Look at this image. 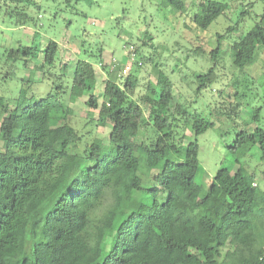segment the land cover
<instances>
[{
	"label": "trees",
	"instance_id": "16d2710c",
	"mask_svg": "<svg viewBox=\"0 0 264 264\" xmlns=\"http://www.w3.org/2000/svg\"><path fill=\"white\" fill-rule=\"evenodd\" d=\"M167 4L174 12L186 9L182 0ZM32 5L33 0H0V15L11 18L16 28L26 27L35 23ZM228 7L207 0L192 20L206 30ZM260 47L264 15L256 31L232 46L233 67L243 72ZM2 48L0 66L6 70L0 84L20 86L16 95L0 93V264H223L224 250L231 264H264V192L255 177L228 168L217 172L207 191L197 182L204 173L197 138L214 123L186 106H173L174 83L161 69L156 82H148L145 93L136 96L139 70L151 57L134 48L137 70L119 81H105L100 102L91 85L95 65L80 59L67 86L70 65L56 70V41L44 49L37 39L32 45ZM41 55L43 62L20 78L21 67L29 69ZM210 57L213 66L196 77V94L218 83L220 48ZM38 73L52 85V93L39 100L29 93L39 84L34 79ZM66 95L87 98L90 112H98V125L111 128L107 145L75 129ZM144 105L148 129L138 143ZM240 108L237 103L210 115L238 120ZM261 114V107L250 113L230 147L236 164L247 147L264 160ZM191 122L193 139L186 143ZM252 124L256 128L248 132ZM152 172L153 184L146 187Z\"/></svg>",
	"mask_w": 264,
	"mask_h": 264
},
{
	"label": "rangeland",
	"instance_id": "374dc122",
	"mask_svg": "<svg viewBox=\"0 0 264 264\" xmlns=\"http://www.w3.org/2000/svg\"><path fill=\"white\" fill-rule=\"evenodd\" d=\"M182 1L186 5L183 13L174 12L167 0H80L70 4L66 0H33L29 13L35 23L16 28L11 18L0 15V53L3 52L2 47L14 49L19 45H32L35 39L44 49L54 40L59 46L56 70L59 72L64 63L70 65L65 81L67 86L78 61H89L97 69L96 80L91 85L102 102L105 99V81H119L137 70L134 65L139 55L134 48H138L145 58L151 57L152 61L145 59L139 70L141 85L136 96L145 93L148 82H156V71L161 69L174 83L173 106H186L191 114L199 113L214 123L213 128L197 138L199 162L204 171L197 182L207 191L217 172L228 168L248 179L255 177V183L264 192V160L261 154L247 147L239 164H236V158L230 151L237 134L244 129V121L249 120L250 113L256 108H262L261 126L264 128V49L258 48L255 62L243 72L233 67L231 55L235 43L246 40L258 29L264 15V0H214L227 3L229 7L206 30L199 28L192 19L198 13L199 5L207 0ZM38 34L40 38L36 36ZM218 48L223 57L217 69L218 83L196 94V77L213 66L210 53ZM126 58L128 61L124 63ZM43 60L41 55L29 65V69L21 67L19 77L29 76L35 63L40 64ZM0 67V76L3 77L6 69ZM126 67L130 69L124 74ZM34 79L39 84L29 93L35 99L52 93L51 83L42 80L41 73ZM19 86L16 82L7 85L2 81L0 93L12 95L14 91L17 94ZM86 100V97L74 100L70 95L64 96L66 106L73 109L69 117L71 124L79 133L87 134L88 139H99L107 145L111 128L98 125V112H90ZM237 103L241 106L238 120L227 121L210 115L214 109L229 108ZM144 111L145 120L138 143L145 139L148 129L147 105H144ZM59 124L55 121V125ZM191 124L186 132V143L193 139ZM255 128L256 125L252 124L247 131L252 132ZM154 174L152 172L145 182L146 187L153 184ZM218 204L215 202L213 205ZM225 252H222L220 262L231 264L224 259Z\"/></svg>",
	"mask_w": 264,
	"mask_h": 264
},
{
	"label": "built area",
	"instance_id": "2783aa9c",
	"mask_svg": "<svg viewBox=\"0 0 264 264\" xmlns=\"http://www.w3.org/2000/svg\"><path fill=\"white\" fill-rule=\"evenodd\" d=\"M129 69H130V67H126V69L124 70V74H127L128 71H126V70H129Z\"/></svg>",
	"mask_w": 264,
	"mask_h": 264
}]
</instances>
